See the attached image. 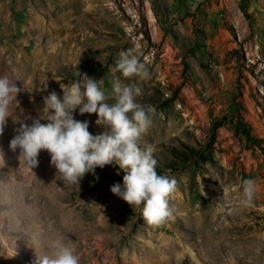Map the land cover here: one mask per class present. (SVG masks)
Here are the masks:
<instances>
[{
  "label": "rangeland",
  "instance_id": "1",
  "mask_svg": "<svg viewBox=\"0 0 264 264\" xmlns=\"http://www.w3.org/2000/svg\"><path fill=\"white\" fill-rule=\"evenodd\" d=\"M129 49L149 78L115 71ZM78 71L103 79L109 103L119 80L155 109L141 146L177 181L163 224L112 193L118 165L69 186L47 151L31 168L10 149L21 124L48 123L44 97L62 100ZM0 76L21 87L0 136V264H33L57 235L80 264H264V0H0ZM73 116L105 131L96 114Z\"/></svg>",
  "mask_w": 264,
  "mask_h": 264
},
{
  "label": "clouds",
  "instance_id": "2",
  "mask_svg": "<svg viewBox=\"0 0 264 264\" xmlns=\"http://www.w3.org/2000/svg\"><path fill=\"white\" fill-rule=\"evenodd\" d=\"M115 71L124 78L137 77L140 80L150 75L145 63L130 49L119 53ZM76 75L79 79L71 84H60L62 100L55 91L44 97L48 123L34 120L31 126L21 124L18 134L10 141V149L15 151L18 148L19 158L22 157L31 168L38 165L41 150L47 151L50 164L56 169V177L69 186L79 187L85 174H94L97 167L118 165L124 173L123 183L114 184L112 193L133 209L139 208L149 225L163 224L173 215L169 199L176 191L177 181L167 173L158 174L153 147L141 146L155 109L137 102V97L142 95L138 86L122 85L116 80L111 97L114 102L109 103L110 97L102 88L103 79L96 80L79 71ZM44 87L46 90L47 84ZM20 92L21 87L15 82L7 76H0V136ZM77 109L81 115L96 114V123L104 126L105 131L92 135L87 120L74 119L73 113ZM0 154L3 156L2 151ZM255 194V181L244 180L241 204L251 206ZM49 247V253L35 251L33 264H80V257L67 237L55 236Z\"/></svg>",
  "mask_w": 264,
  "mask_h": 264
}]
</instances>
